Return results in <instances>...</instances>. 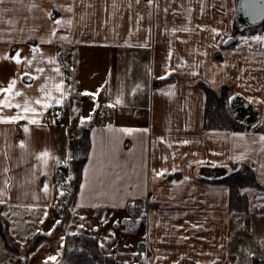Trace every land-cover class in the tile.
<instances>
[{
	"label": "crops",
	"instance_id": "0c3cea01",
	"mask_svg": "<svg viewBox=\"0 0 264 264\" xmlns=\"http://www.w3.org/2000/svg\"><path fill=\"white\" fill-rule=\"evenodd\" d=\"M238 1L0 0V87L17 77L14 102L31 98L43 108L27 114L36 123L0 121V216L19 244L45 234L22 255L0 231V264H64L68 234L92 235L103 250L102 239L127 231L134 200L144 201L134 217L141 240L127 263L141 256L146 264H236L244 247L258 252L245 264L264 259V131L203 124V86H228L264 110V39H253L264 37V24L236 33ZM17 52L19 62L11 58ZM44 84L63 103L35 105ZM56 107L60 120L44 121ZM103 111L109 119L98 124ZM84 123L90 147L66 220L69 175L56 177L81 157L74 138ZM240 163L261 188H242L247 208L232 209L229 187L213 179ZM85 215L95 221L85 224Z\"/></svg>",
	"mask_w": 264,
	"mask_h": 264
},
{
	"label": "trees",
	"instance_id": "16d2710c",
	"mask_svg": "<svg viewBox=\"0 0 264 264\" xmlns=\"http://www.w3.org/2000/svg\"><path fill=\"white\" fill-rule=\"evenodd\" d=\"M264 24V22L262 23ZM234 31L236 33L244 31L235 21ZM165 80L156 81L155 85L163 83ZM206 93V102L204 110V127L208 129H229L235 130L244 128L245 126L239 123L233 116L228 106V99L234 95L231 88L223 86L219 93L212 89L203 86ZM79 123V120H75ZM252 129L264 131V110L261 111V121ZM78 152L81 157L74 160L69 166H62L59 171L69 175L70 193L67 198V206H64V218H68L71 208L73 207L75 197L82 179V166L90 147L89 126L84 123L79 126L78 134L74 138ZM57 173V174H58ZM58 176V175H57ZM59 177V176H58ZM56 177L57 179H59ZM213 182L223 183L229 187L230 192V207L232 209H246L248 198L246 194H242L241 190L244 187L260 189L261 186L257 182L254 172L249 167H245L240 171H232L219 178L213 179ZM133 206L128 207V211L136 217V209L142 210L144 201L134 200ZM140 214V213H139ZM137 214V215H139ZM0 231L4 241L9 249L27 255L31 252L38 243L45 237L44 233H37L31 236L25 243H17L10 234L8 223L0 216ZM65 247H72L67 254L64 264H128L126 258L128 252H121L116 256L107 255L103 252L101 245L96 237L83 233L68 234L64 240ZM22 264H25L22 263ZM136 264H146L144 259H140ZM180 264H195L190 259H183ZM250 264H264V259L254 258Z\"/></svg>",
	"mask_w": 264,
	"mask_h": 264
},
{
	"label": "snow or ice",
	"instance_id": "6c2138e0",
	"mask_svg": "<svg viewBox=\"0 0 264 264\" xmlns=\"http://www.w3.org/2000/svg\"><path fill=\"white\" fill-rule=\"evenodd\" d=\"M59 19L62 18H58L57 23H59ZM214 31L219 32L220 29H214ZM253 39H264V37H260V36H256L253 37ZM34 50L36 48V46L34 45ZM12 59L16 60V61H20L22 59V57L19 55V52H17V54L14 57H11ZM49 60H51V57H48ZM31 62V61H30ZM43 69L38 68L37 69V74L39 72H42ZM58 71V69H57ZM22 75H27L29 77H32L33 73H23ZM18 78L17 77H13L7 84L6 87H0V93H4V98L0 99V105L6 106L8 108H12L15 107L18 111L16 112V114L14 115H2L0 114V121H18L21 119H26L29 120L32 123H36L37 121V117L35 116H30L27 115L29 112L32 113H37V112H42L43 108L41 107H36L33 106V102L31 98H27L23 101V104L20 102H14V97L19 95L20 93L16 90V80ZM63 85H64V81L60 80L59 83L56 85V88L60 91L63 92ZM46 84L41 85V95L39 97L35 98V105H42L44 108H46L47 106H49L50 103H55V104H61L63 103V96H59L56 98L52 97L51 92L46 91ZM22 91V90H21ZM66 95V94H65ZM25 114V115H21V111ZM93 111H95V109H93ZM3 112V108H0V113ZM91 116H84L81 118L82 122L90 120ZM25 129L28 130V125L25 124L24 125ZM187 141H182V143H186ZM21 143L23 144V141H21ZM41 156L46 155V152H42L40 153ZM164 170L162 169L161 172H163ZM47 187V185H46ZM61 194H63V189L61 188ZM49 259L55 260L56 257L52 256Z\"/></svg>",
	"mask_w": 264,
	"mask_h": 264
},
{
	"label": "water",
	"instance_id": "95a60500",
	"mask_svg": "<svg viewBox=\"0 0 264 264\" xmlns=\"http://www.w3.org/2000/svg\"><path fill=\"white\" fill-rule=\"evenodd\" d=\"M236 22L241 29L262 24L264 22V0H239ZM228 106L234 118L249 130L261 121V111L238 94L229 97Z\"/></svg>",
	"mask_w": 264,
	"mask_h": 264
},
{
	"label": "rangeland",
	"instance_id": "374dc122",
	"mask_svg": "<svg viewBox=\"0 0 264 264\" xmlns=\"http://www.w3.org/2000/svg\"><path fill=\"white\" fill-rule=\"evenodd\" d=\"M245 167L246 166H244L243 163H240L235 168V171H240V170L244 169ZM58 176L61 177L60 179H62V180L66 179V177H65L66 174L61 172V171H59ZM248 189L249 188H245L244 191H247ZM133 204L131 206H133ZM141 206H143V208H144V205H141ZM139 216H141V214H139ZM93 220L95 221V219L92 216L85 215V224H90V223H92ZM135 221L136 220L134 219V216L132 214L130 215L128 213L126 215L127 231H121V236L115 235L116 237L112 241L107 240V239H102L103 240V246H102L103 251L111 253L112 256H116L117 254H119L121 252H128L129 251L134 255L131 258L137 260V258H134V257H136L135 253L138 250L137 241L139 242V240H141V236L139 235V231L141 232V230H142V222L139 221L138 224H135ZM94 226H95V232L99 235H102L101 227L103 225L101 223V220L96 221L94 223ZM97 228H98V231H101L100 233L97 231ZM142 233H143V231H142ZM252 233H254V231H252ZM119 237H121L123 241H121V239ZM118 242H119V244H118ZM258 248H260V247H258ZM250 250L253 251L254 255L256 253H258L257 249H255V247L254 248L251 247ZM250 250H248L246 247H244L238 255L239 259L235 263L236 264H245L246 261H248V258L253 256V254H251ZM140 259H142L141 256H140ZM244 260H246V261L244 262ZM138 261H139V259H138ZM136 263L134 262V264H136ZM128 264H131V263H128Z\"/></svg>",
	"mask_w": 264,
	"mask_h": 264
},
{
	"label": "built area",
	"instance_id": "2783aa9c",
	"mask_svg": "<svg viewBox=\"0 0 264 264\" xmlns=\"http://www.w3.org/2000/svg\"><path fill=\"white\" fill-rule=\"evenodd\" d=\"M61 114H62L61 108H54L43 115V120L46 122H58L61 118ZM108 119H109V113L107 111H103L97 118V123L98 124L106 123ZM69 129H71V126H69Z\"/></svg>",
	"mask_w": 264,
	"mask_h": 264
},
{
	"label": "bare ground",
	"instance_id": "6f19581e",
	"mask_svg": "<svg viewBox=\"0 0 264 264\" xmlns=\"http://www.w3.org/2000/svg\"><path fill=\"white\" fill-rule=\"evenodd\" d=\"M62 115V114H61Z\"/></svg>",
	"mask_w": 264,
	"mask_h": 264
}]
</instances>
